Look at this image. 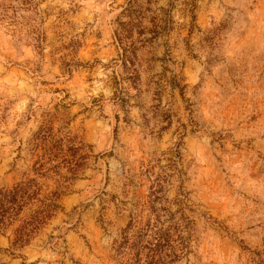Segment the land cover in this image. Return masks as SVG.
<instances>
[{
	"label": "rangeland",
	"instance_id": "374dc122",
	"mask_svg": "<svg viewBox=\"0 0 264 264\" xmlns=\"http://www.w3.org/2000/svg\"><path fill=\"white\" fill-rule=\"evenodd\" d=\"M30 181L59 207L21 248L40 203L5 214L0 264H135L132 219L264 264V0H0V189Z\"/></svg>",
	"mask_w": 264,
	"mask_h": 264
},
{
	"label": "trees",
	"instance_id": "16d2710c",
	"mask_svg": "<svg viewBox=\"0 0 264 264\" xmlns=\"http://www.w3.org/2000/svg\"><path fill=\"white\" fill-rule=\"evenodd\" d=\"M32 183L33 181L21 182L11 190L0 189V222L5 214H9L14 219L25 204H29L34 199L40 203L26 220V225L16 230L15 239L12 241L13 248H21L29 244L38 229L47 223L59 207L56 199L47 197L37 199V193L31 191ZM154 221L148 220L143 226H138V222L132 219L125 229L121 247L135 249V264H139L142 256L145 257V264H173L191 252L190 237L184 234L190 231V225L182 229L178 225L164 229L158 220Z\"/></svg>",
	"mask_w": 264,
	"mask_h": 264
}]
</instances>
